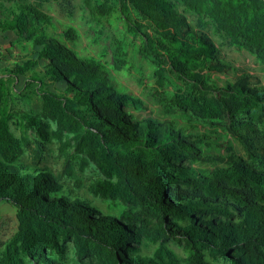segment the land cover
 Returning a JSON list of instances; mask_svg holds the SVG:
<instances>
[{
  "label": "trees",
  "instance_id": "16d2710c",
  "mask_svg": "<svg viewBox=\"0 0 264 264\" xmlns=\"http://www.w3.org/2000/svg\"><path fill=\"white\" fill-rule=\"evenodd\" d=\"M49 1L1 0L2 40L29 51L9 63L12 49L0 50V202L17 220L0 240V264H67V241L82 264H264V85L226 61L203 31L211 22L230 46L264 62V0H84L100 25L96 39L105 31L101 19L123 22L155 67V94L169 90L166 110L184 111L175 122L133 119L125 106L147 109L143 100L118 92L103 62L76 54L73 27L60 31L64 41L45 33L52 16L42 6ZM53 1L71 15L62 0ZM176 1L195 15L194 24ZM110 53L114 70L128 64L116 34ZM228 72L234 80L212 77ZM27 95L41 99L38 114L17 106ZM214 119L227 121L243 155L216 141ZM201 122L207 129L195 132ZM51 139L67 153L65 175L77 157L81 171L93 163L99 175L89 191L131 207L105 213L38 167ZM214 147L223 152L204 151ZM24 149L34 164L19 163ZM143 240L156 245L151 254L141 253ZM175 241L183 242L184 258L170 247Z\"/></svg>",
  "mask_w": 264,
  "mask_h": 264
},
{
  "label": "rangeland",
  "instance_id": "374dc122",
  "mask_svg": "<svg viewBox=\"0 0 264 264\" xmlns=\"http://www.w3.org/2000/svg\"><path fill=\"white\" fill-rule=\"evenodd\" d=\"M179 12L183 13L187 19L194 24L195 15L183 7L179 2H175ZM62 4L68 7L71 11V15H67L61 6L51 0L43 3L42 9L44 12L52 16L51 26L46 30V34L54 36L61 41H64L63 37L60 36V31L67 27H73L76 31L77 38L69 43V46L81 57H94L104 63L107 69V76L110 84H112L118 92L129 93L132 96L143 100L147 109H134L131 104L125 106V110L133 119H143L151 117L156 120L172 119L175 122V116L181 115L184 111L179 110L176 107L170 106L169 110H166V106L169 104L168 101L163 100L162 97H167L170 91L167 90L163 95H156V86L154 79L152 78V72L154 65L146 58L141 56L136 50V43L133 42L130 36L124 33L123 22L117 18H111L110 24L105 20L101 19L100 23L105 29L104 34L96 39L97 30L100 28L98 20L91 14L86 8L84 0H62ZM204 32L209 34L216 45L221 51L222 57L232 63L233 65L248 71L251 75L256 77L261 84L264 85V62L256 57V55L245 49H237L228 44V40L218 35L214 26L211 22L203 29ZM112 34L118 35L124 40L125 48L128 52V64L121 70H114L112 68V60L110 53V36ZM10 48L13 51L14 58L9 61L12 63L15 59L21 58L26 52L20 48L21 43L15 41L11 47L7 41H3L0 36V49ZM42 70L41 68H38ZM143 78V82L140 83L139 79ZM212 77L218 79L234 80V75L231 72L227 74H212ZM17 106L25 111L38 114L41 109V99L38 96H19L16 100ZM187 114H189L187 112ZM189 116H192L189 114ZM214 125L210 126L211 129L216 131V141L222 143H230L234 150L243 155L240 144L233 139L226 131L225 124L226 120H213ZM51 124V129H54V123ZM207 125L202 124L195 132L203 131L207 129ZM11 129L17 136L21 135L20 128L14 124H11ZM27 134L32 137L33 133L27 131ZM59 142L56 139H51L46 144L45 150L41 160L38 163V167H45L52 171L57 181L62 182L68 187L72 193L79 194L95 206L99 207L105 213H111L118 216L123 209L130 208L131 205L121 204L118 200L101 199L94 196L89 191V185L99 175V170L93 163H89L84 170H79L77 157L73 161V174L67 176L63 173L65 168V159L67 153H59L58 151ZM206 153H222V148H204ZM22 165L34 164L29 149H24V152L19 160ZM185 163H189L185 161ZM195 167L201 169H210L219 166L218 163H195ZM143 220H150L144 218ZM17 220L15 217V210L8 203L0 202V240H4L16 229ZM67 246V264H82V259L77 257L75 254L74 247L71 241L66 242ZM156 245L143 240L139 245L141 253L151 254ZM170 247L174 249L181 257H185L186 253L183 248V242H171Z\"/></svg>",
  "mask_w": 264,
  "mask_h": 264
},
{
  "label": "crops",
  "instance_id": "0c3cea01",
  "mask_svg": "<svg viewBox=\"0 0 264 264\" xmlns=\"http://www.w3.org/2000/svg\"><path fill=\"white\" fill-rule=\"evenodd\" d=\"M5 7H6V6L3 5V4L1 3V0H0V8H1V9H4ZM1 9H0V14L2 13V12H1ZM1 19H2V16H0V20H1ZM1 34H2V33H0V36H1ZM6 46H7V45H4V48H6ZM0 48H1V47H0ZM0 50H1V49H0ZM3 50H4V49H3ZM3 50H1V51H3ZM2 65H6V64H5L4 61L0 60V67H1Z\"/></svg>",
  "mask_w": 264,
  "mask_h": 264
}]
</instances>
